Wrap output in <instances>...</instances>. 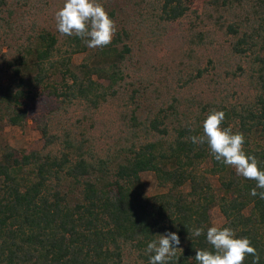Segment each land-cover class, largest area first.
<instances>
[{"label": "trees", "instance_id": "16d2710c", "mask_svg": "<svg viewBox=\"0 0 264 264\" xmlns=\"http://www.w3.org/2000/svg\"><path fill=\"white\" fill-rule=\"evenodd\" d=\"M30 1L0 0V129L32 122L44 145L18 148L0 134V264H149L147 243L167 231L181 240L175 264H197L195 250L211 247L206 230L215 206L222 225L249 237L264 264V199L250 195L256 182L216 161L206 143L188 139L202 134L210 108L223 110L224 126L244 134L245 150L264 169V0H203L231 35L232 54L248 63L237 70L252 78L250 97L199 103L193 117L170 102L143 121L136 105L124 141L107 150L96 149L80 120L74 129L56 116L82 103L94 127L93 114L126 84L130 29L117 30L103 48L76 36H66L63 48L36 18L29 29L18 23ZM196 1L134 0V7L171 23L197 12ZM108 13L114 19L117 11ZM77 53H85L78 64ZM133 92L136 103L141 91ZM145 172L163 191H146ZM186 226L205 232L190 240ZM252 261L248 256L244 264Z\"/></svg>", "mask_w": 264, "mask_h": 264}, {"label": "rangeland", "instance_id": "374dc122", "mask_svg": "<svg viewBox=\"0 0 264 264\" xmlns=\"http://www.w3.org/2000/svg\"><path fill=\"white\" fill-rule=\"evenodd\" d=\"M100 2L107 11H117L113 19L117 30L129 28L131 31L130 37L125 38V42L133 47V60L126 63V84L117 97L93 114L94 127L85 118L89 113L82 103L73 106L69 113L62 112L56 116L60 125L74 129L81 121L96 149L107 150L124 141L131 128L128 117L136 105L139 106L138 115L142 121L170 102L178 105L181 114L186 112L193 117L199 103L221 99L238 103L252 95L251 76L248 72L237 70L239 63L245 68L248 63L232 54L231 35L220 27L216 17L209 15L203 0L196 1L197 12L191 11L171 23H158L146 14L141 16L135 10L134 0ZM62 4L63 0H31L30 9L20 8L22 14L17 21L24 22L29 29L36 18L40 26L58 34L60 44L66 48V36L58 32L55 20V13ZM84 56L85 53L75 54L74 62L80 63ZM199 69L204 70L201 76ZM134 88L141 91L140 96L134 98L136 103L131 98ZM0 134L3 140L18 148L41 149L44 145L41 133L32 127V122L25 128L4 126ZM142 179L148 193L163 191L157 186L152 172L143 173ZM184 189L188 190L189 186ZM224 221L222 212L215 206L212 224H223Z\"/></svg>", "mask_w": 264, "mask_h": 264}, {"label": "clouds", "instance_id": "9594fccd", "mask_svg": "<svg viewBox=\"0 0 264 264\" xmlns=\"http://www.w3.org/2000/svg\"><path fill=\"white\" fill-rule=\"evenodd\" d=\"M55 20L61 35L79 37L89 48L109 45L117 31L116 22L100 0H63ZM224 120L223 110L210 108L202 121V134L191 135L188 139L198 146L206 143L216 161L231 166L238 176L254 180L256 186L250 195L264 199V169L260 167L259 159L245 150L244 134L234 131L231 126L225 127ZM186 228L190 240L205 232L203 226ZM206 241L210 248L195 250L197 264H244L248 256L253 257L252 264H259L260 255L250 238L238 236L229 226L213 222L207 227ZM180 244L178 232L158 234L145 249L149 264H175L177 250L182 249Z\"/></svg>", "mask_w": 264, "mask_h": 264}]
</instances>
